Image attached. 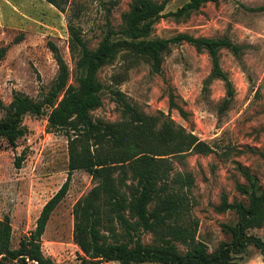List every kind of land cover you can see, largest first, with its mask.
Returning a JSON list of instances; mask_svg holds the SVG:
<instances>
[{"label":"rangeland","instance_id":"1","mask_svg":"<svg viewBox=\"0 0 264 264\" xmlns=\"http://www.w3.org/2000/svg\"><path fill=\"white\" fill-rule=\"evenodd\" d=\"M186 0H170L164 12L174 11ZM131 0H70L61 11L47 0H0V48L6 51L0 58V97L7 105L14 90L37 96L47 88L58 65L48 47L54 41L66 59L71 73L68 81L76 85V57L69 47L70 18L80 25L83 37L91 48L101 40L109 22L118 27L122 13ZM264 0H219L207 2L187 17L177 20L161 17L154 25L153 36L170 37L178 32L194 36H228L242 46L239 55L220 50V62L229 74L234 94L229 107L219 113L218 105L225 97L224 83L215 79L207 92H202L204 78L210 73V57L197 52L189 43L171 46L164 54L160 72L150 70L145 61L131 64L119 56L113 64L99 70L104 84L103 103L91 110L92 116L107 120L122 118L121 105L110 89L125 93L147 113L168 112L175 123L198 133L212 144L210 152H188L182 161L172 157L174 165L194 175L190 195L194 200L191 214L198 218V237L217 247L230 235L222 229L223 222L234 221L233 209L219 210L221 195L246 199L237 187L246 177L240 168L248 166L264 184ZM185 107L183 117L178 108L170 107L169 91ZM4 108L0 104V115ZM46 115L27 112L23 123L27 133L10 146L0 139V217L10 216L12 246L34 227L44 203L57 190L68 173L67 133L46 129ZM25 154L16 165V156ZM92 175L74 170L69 187L58 206L53 209L42 235L41 248L55 264H79L80 253L73 236L72 209L78 198L94 184ZM264 237V222L249 229ZM142 238L150 242L154 233L143 231ZM180 243L179 248L184 249ZM240 264H264V251L249 245L237 256ZM120 264L118 261H102ZM5 264H15L7 262ZM132 264H161L155 261H133Z\"/></svg>","mask_w":264,"mask_h":264},{"label":"trees","instance_id":"2","mask_svg":"<svg viewBox=\"0 0 264 264\" xmlns=\"http://www.w3.org/2000/svg\"><path fill=\"white\" fill-rule=\"evenodd\" d=\"M61 11L70 0H47ZM170 0H131L122 13V22L114 27L108 20L104 38L95 48L89 47L83 32L70 18L69 47L76 57V85L68 81L71 73L60 47L48 41V47L58 65V73L47 88L37 96L14 90L12 100L0 115V139L10 146L27 133L23 117L27 112L46 115V129L64 130L68 135V173L57 190L40 209L35 225L24 234L17 246H12L10 216L0 217V264H55L41 248L42 235L53 211L66 194L74 170L88 171L94 184L75 202L73 236L80 253L79 264H104L102 261H155L161 264H240L249 245L264 251V237L250 232L264 222V184L248 166L240 163L246 179L237 187L246 199H229L221 195L219 210L233 208L236 219L223 222L222 229L230 235L217 247L198 237V218L191 212L194 200L190 187L194 175L177 168L172 157L182 161L188 152H210L212 144L198 133L175 123L163 110L147 113L119 89H110L121 105L122 118L107 120L92 116L91 110L103 103V82L99 70L113 64L121 56L131 64L145 61L150 70L160 72L163 56L171 46L183 42L197 52L210 57V73L204 78L202 92L219 79L225 86V97L218 105L225 111L232 100L234 87L229 74L221 66L220 50L225 48L239 55L242 46L228 36H194L178 32L170 37L153 36L155 23L163 16L177 20L187 17L207 2L219 0H186L174 11L164 12ZM118 0H109L112 6ZM259 9H264L260 6ZM6 48H0V58ZM170 107L178 108L183 117L187 111L169 91ZM25 149L16 156V165ZM143 231L154 233L153 241L142 238ZM184 244V249L179 244Z\"/></svg>","mask_w":264,"mask_h":264}]
</instances>
